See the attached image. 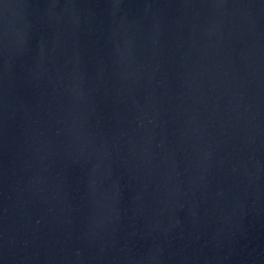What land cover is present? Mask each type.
<instances>
[{"label":"water","instance_id":"obj_1","mask_svg":"<svg viewBox=\"0 0 264 264\" xmlns=\"http://www.w3.org/2000/svg\"><path fill=\"white\" fill-rule=\"evenodd\" d=\"M0 264H264V0H0Z\"/></svg>","mask_w":264,"mask_h":264}]
</instances>
